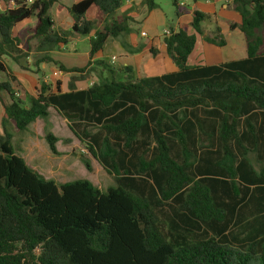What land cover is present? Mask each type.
Wrapping results in <instances>:
<instances>
[{"label":"trees","instance_id":"1","mask_svg":"<svg viewBox=\"0 0 264 264\" xmlns=\"http://www.w3.org/2000/svg\"><path fill=\"white\" fill-rule=\"evenodd\" d=\"M1 1L0 72L12 80L3 58L21 53L13 27L25 19L34 18L30 30L46 53L35 63L50 60L47 52L64 43V35L95 28L91 58L109 37L130 31L131 18L117 17L124 0H72L62 36L53 33L48 14L59 0ZM171 2L177 17L185 13L179 0ZM231 7L240 22L229 27L242 32L246 45L238 60L187 63L195 33L202 34L201 22L211 17L193 10L195 33L170 28L162 37L178 62L174 71L84 89H75L72 77L67 91L58 79L41 80L28 102L0 81L9 99L0 97V264H264V165L255 170L245 157L258 143L251 120L264 115V0H231ZM215 30L204 39L221 46ZM89 64L59 67L83 73ZM49 107L77 113L66 119L68 128L111 176L104 191L87 179L57 183L14 152L6 123L23 131ZM44 139L57 155V137L47 131Z\"/></svg>","mask_w":264,"mask_h":264},{"label":"rangeland","instance_id":"2","mask_svg":"<svg viewBox=\"0 0 264 264\" xmlns=\"http://www.w3.org/2000/svg\"><path fill=\"white\" fill-rule=\"evenodd\" d=\"M71 1L72 0H59L58 3H55L49 8L48 14L54 20L53 33H57L62 36V34L67 32L70 28L71 18L68 11L66 10V7L70 5ZM154 4V12L157 17L156 32L161 34L166 26H172L173 24H176L177 16L175 14V8L172 5L171 0H154ZM0 8H3V2L1 0ZM219 10L220 6L218 5L217 11ZM87 14L88 18L95 22L94 12L90 10ZM143 17L144 15H141L139 18L135 19L131 18L128 22L130 31L127 34H124V36L130 35L131 38L134 39L138 32L145 28L146 22L144 21ZM219 18L222 20L227 19L224 16H220ZM31 21L32 18L24 20L14 26L13 33L19 36L22 43L21 53L15 60L10 56L4 57L3 60L7 67L9 65L17 70H23L26 81L33 78L36 80V82L33 84V88L30 87L32 91L35 90V87L39 85L41 80L45 81L51 78V80L55 79V82L58 78L57 75L59 76L64 74V72H57L55 73L56 75L52 73L53 71L55 72L60 69V64L64 65V63L69 64L70 62L75 67H82L87 64L86 53L89 52L90 48L88 35L82 36L81 34L75 33H72L68 36H62L66 40L63 43L64 49L59 48L62 43L58 42L47 52L50 60L35 63L34 57L36 55L41 56L39 59H42L45 57L46 53L44 51L39 52L38 45L42 39L41 37L34 35L30 30ZM204 24L206 23L204 22ZM118 38L121 39L122 37ZM112 39L113 38L106 41L102 47V55L100 58L103 62L99 60H95L92 63L90 62L91 64L85 73L74 72L73 76L78 78L81 76H86L87 80L85 81L93 80V82L110 79L134 81L136 77H139L137 74L138 71L134 64H132V71L120 73L114 71L113 73H109L107 69L108 73L106 74V77H102L101 73L97 74V64H101L103 67L111 68L124 64L125 62L132 61L133 58H140V56L131 57L128 54L129 45L125 43L122 46H116L111 43ZM46 41V43H48V39ZM62 51H69V53H65L66 56H63V54L59 53ZM113 55L116 57V60L111 61V57ZM143 61L144 59L141 62ZM50 66L53 68L52 70L50 69ZM4 76L6 77V80H4ZM0 80L8 82L11 88L17 89L21 93V96L17 97L20 102H28L31 94L25 88V81H21V84L19 85L17 81L10 79L5 73L2 72H0ZM0 96L3 101H8V98H5L6 95L3 91L1 92ZM47 116L45 118H39L37 121H34L32 125L27 127V129L19 132L14 131L9 124V129L12 132L11 144L14 148V152L19 154L29 167L37 170L44 177L52 179L57 183L72 181L75 179H87L95 187L102 191H104L109 185H112L113 182L111 176L101 168V166L85 149L84 145L80 143L79 140L71 133L65 118L61 115H55L52 109ZM1 117L2 116L0 113V123ZM47 131H52V133L58 138L56 147L59 153L57 155H53L50 152L44 139V135ZM26 141H28L27 144ZM29 141H33V143H30ZM83 160L88 161L90 165L89 169L85 167Z\"/></svg>","mask_w":264,"mask_h":264},{"label":"crops","instance_id":"3","mask_svg":"<svg viewBox=\"0 0 264 264\" xmlns=\"http://www.w3.org/2000/svg\"><path fill=\"white\" fill-rule=\"evenodd\" d=\"M179 4L185 8V13L177 17L176 24H173L172 26H169V25L166 26L165 29H163L162 33L158 34L156 32L157 17L154 12L155 7H153L152 9H148L147 5L145 4L143 0H124L122 6L117 10V17L122 15V16H129L130 18L135 19V18H139L141 15H144L143 19L146 22L145 28L141 29L134 39L131 38L130 35H126V36L119 35L117 37H109L106 41L113 38L111 40V43H113L116 46H122L123 44L126 43L127 45H129L128 54L131 57L140 56V58L138 59L133 58L132 61H128V62H125L124 64L117 65L116 67H111V68L103 67L101 64L99 65L97 64L96 65L97 74L101 73L102 77H106V74L108 72L113 73L114 71H117L118 73H120V72H125V71H132V68H133L132 64L135 65L138 71L137 72L138 76H156V75L164 74L168 71L176 70L177 63L174 62L172 58L166 53L165 47L162 41V37L165 31L170 28H173L176 30L179 27H184L188 33H195L193 28L190 26V21L192 19L193 10L202 11L204 13L209 14L211 17L208 20L201 22L202 34L195 33L196 35L195 47L187 58V63L189 65L219 64V63L226 62V61L238 60L246 56V45H245V40H244L242 32L238 28L231 29L229 27L231 23L240 22L239 14L236 11H234L231 7V0H183V1L179 0ZM218 5L220 6L219 11H217ZM220 16H224L227 19L222 20L219 18ZM25 20H28V19H25ZM34 21H35L34 18H32V21L30 23V28H31L32 23H34ZM204 22L206 24H204ZM70 23H71V20H70ZM93 24L95 25L96 21L93 22ZM211 24H212V27H211ZM216 27L219 28L218 34L224 40V44L221 46L211 44L204 39L205 36H212L213 34H217L215 30ZM94 29L95 28H93L92 31L89 33L88 38L93 37ZM118 37H122V38L119 39ZM21 47H22V43L20 42V44H18V48L21 49ZM59 48L64 49L63 43L61 44V46H59ZM151 50H154V54L151 53ZM59 53L63 54V56H66L65 53H69V51L68 52L62 51ZM101 55H102V49L94 53L91 58H89V54L87 52L86 61H88L89 59L91 63L94 62L95 60L102 61L100 58ZM143 59L144 61L141 62ZM114 60H116V57L113 55L111 57V61H114ZM90 64L88 65V67L90 66ZM64 66L68 68L75 67L70 62L69 64L64 63ZM7 69L9 73L12 74V76L14 77L13 79L14 81H17L19 85L21 84V81L22 82L25 81L24 83H25L26 90L31 95L35 94L36 87L34 91L31 90V88H33V84L36 82L34 78L26 81L25 73H23V70H20V69L17 70L15 68H12L9 65ZM50 69L52 70L53 68L50 66ZM107 69H108V72H107ZM57 72L59 73L64 72V74H61L59 76L57 75L58 77L57 79H59L60 81L61 91L68 90L69 88L68 84L72 77L74 78L73 87L75 89H84L88 87L90 84L94 83L93 80L85 81L87 80L86 76H81L80 78H78L76 76H73L74 73H68L60 69L55 72L53 71L52 73H57ZM69 74L70 75L72 74V75L70 76ZM4 80H6L5 76H4ZM54 80H51V78H49V80H45V82L53 84ZM12 90L14 91L15 96L17 97L21 96V93L17 89L12 88ZM4 94L6 95L5 92ZM6 97L8 98L7 95L5 96V98ZM3 103H9V99L8 101L4 100ZM51 109L55 115L57 116L60 115L51 107L48 108L47 115H49ZM0 110H2L0 111L1 116H2L3 107H2L1 102H0ZM38 119L39 118H37L35 121H37ZM251 121L255 124V126L258 127L257 132H255L256 133L255 135L258 139V143L256 147H254V149L252 150L248 149L245 152V157L251 162L255 170H259L260 167L264 165V115L262 114L255 115ZM33 123L34 121L30 125H32ZM6 127L11 132V130L9 129L10 125L8 122L6 123ZM244 129H246V127ZM29 142L33 143V141H29ZM57 142H58V138H57L56 143ZM27 143L28 141H26V144ZM245 145L253 146L250 140H246ZM213 149L216 150V146H214Z\"/></svg>","mask_w":264,"mask_h":264},{"label":"water","instance_id":"4","mask_svg":"<svg viewBox=\"0 0 264 264\" xmlns=\"http://www.w3.org/2000/svg\"><path fill=\"white\" fill-rule=\"evenodd\" d=\"M44 55V53H43ZM42 55V56H43ZM41 56L36 55L34 57L35 60H38ZM178 63V62H177ZM62 115L66 118V119H70V118H76L77 117V113H69V112H63Z\"/></svg>","mask_w":264,"mask_h":264},{"label":"built area","instance_id":"5","mask_svg":"<svg viewBox=\"0 0 264 264\" xmlns=\"http://www.w3.org/2000/svg\"><path fill=\"white\" fill-rule=\"evenodd\" d=\"M167 33H169V30H166L164 34H167ZM54 74H55V73H54Z\"/></svg>","mask_w":264,"mask_h":264}]
</instances>
